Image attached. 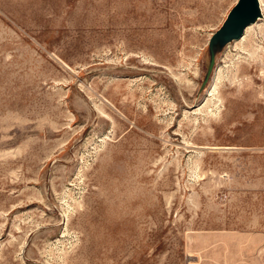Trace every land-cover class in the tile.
Returning a JSON list of instances; mask_svg holds the SVG:
<instances>
[{
	"label": "rangeland",
	"instance_id": "rangeland-1",
	"mask_svg": "<svg viewBox=\"0 0 264 264\" xmlns=\"http://www.w3.org/2000/svg\"><path fill=\"white\" fill-rule=\"evenodd\" d=\"M0 0V264H264V0Z\"/></svg>",
	"mask_w": 264,
	"mask_h": 264
},
{
	"label": "water",
	"instance_id": "water-1",
	"mask_svg": "<svg viewBox=\"0 0 264 264\" xmlns=\"http://www.w3.org/2000/svg\"><path fill=\"white\" fill-rule=\"evenodd\" d=\"M260 15L258 0H237L227 17V25L221 31L237 32L253 23Z\"/></svg>",
	"mask_w": 264,
	"mask_h": 264
},
{
	"label": "bare ground",
	"instance_id": "bare-ground-1",
	"mask_svg": "<svg viewBox=\"0 0 264 264\" xmlns=\"http://www.w3.org/2000/svg\"><path fill=\"white\" fill-rule=\"evenodd\" d=\"M259 1V0H258ZM259 6H260V8H261V2L259 1ZM262 9V8H261Z\"/></svg>",
	"mask_w": 264,
	"mask_h": 264
}]
</instances>
